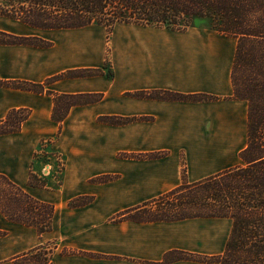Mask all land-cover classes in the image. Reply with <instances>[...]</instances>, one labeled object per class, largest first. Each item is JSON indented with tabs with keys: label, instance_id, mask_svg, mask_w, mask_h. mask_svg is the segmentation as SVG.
<instances>
[{
	"label": "crops",
	"instance_id": "1",
	"mask_svg": "<svg viewBox=\"0 0 264 264\" xmlns=\"http://www.w3.org/2000/svg\"><path fill=\"white\" fill-rule=\"evenodd\" d=\"M0 22V32L26 38L32 34L16 21ZM115 28L107 48L99 37H76L78 33L38 37L50 44L43 48L0 44V82L46 85L45 91L58 95L101 96L97 103L72 107L62 124L56 151L67 166L60 183L49 177L43 179L46 186L35 188L30 178L38 179L43 167L40 161L34 170L39 144L60 130L52 120L54 97L0 87V121L14 110L29 114L19 132L0 136V174L55 206L51 232L39 235L20 224L6 230L9 241L0 239V264H16L19 255L49 244L54 248L47 264H218L225 252L229 219L137 222L120 216L180 187L184 170L193 184L242 164L248 105L234 99L237 41L206 28ZM106 64L111 79L103 70ZM79 69H102L104 74L60 78ZM160 91L216 100L135 96ZM102 117L131 121L106 125L99 123ZM103 176L111 180L94 183ZM80 197L92 201L70 208L69 202ZM3 221L0 213L2 230ZM5 253L11 262L4 263Z\"/></svg>",
	"mask_w": 264,
	"mask_h": 264
},
{
	"label": "trees",
	"instance_id": "2",
	"mask_svg": "<svg viewBox=\"0 0 264 264\" xmlns=\"http://www.w3.org/2000/svg\"><path fill=\"white\" fill-rule=\"evenodd\" d=\"M0 16L43 30L80 29L92 25L113 30L118 24H130L179 32L206 28L236 39L231 75L234 99L248 105L247 147L240 153L242 164L193 184L186 181L184 170L180 187L122 213L120 218L137 222L229 219L232 221L231 232L225 252L216 259L217 263L264 264V0H20L17 5L10 4L1 9ZM0 44L41 48L50 45L39 38L3 32H0ZM102 71L99 69L97 73ZM79 72L83 73L78 77H87L96 71ZM107 76L113 77L112 70ZM71 77L68 72L60 78ZM1 86L51 94L45 91L46 85L28 82H0ZM88 96L53 95L52 120L62 125L72 107L101 100L99 96L95 101H80ZM135 96L178 102L216 100L210 96H185L169 91ZM28 117L25 111L10 112L0 121V136L19 132ZM101 120L115 126L131 121L117 117ZM37 180L32 175L30 185L37 186ZM165 201L172 204L165 209L152 210L151 206L158 208ZM0 212L12 223L36 228L40 235L52 230L54 207L34 199L3 174H0Z\"/></svg>",
	"mask_w": 264,
	"mask_h": 264
},
{
	"label": "rangeland",
	"instance_id": "3",
	"mask_svg": "<svg viewBox=\"0 0 264 264\" xmlns=\"http://www.w3.org/2000/svg\"><path fill=\"white\" fill-rule=\"evenodd\" d=\"M21 1H24V0H21ZM19 2H20V0H0V12H1V9H5L6 7H9L10 4L17 5ZM2 18L5 19V20H11V19H8L6 17L0 16V19H2ZM11 21H16V20H11ZM16 22H18V25L22 24L19 21H16ZM23 25L26 26L28 29H30L28 31L30 33H32V34H30L31 36H29V37H35V38H38V37H60L62 35H73V33H75V34L78 33V35H76V37H99L100 39H98V42L100 43V45H102V48L109 47V46H107V43L110 42L111 37L116 32V28H114L113 30L112 29L110 30L107 27L96 26V25H92V26L85 27V28H80V29H75V30L74 29L43 30V29H36V28L30 27V26L25 25V24H23ZM208 31L215 32L213 29H208ZM108 52H109V50H108ZM106 69H107V67L103 69L105 71V74L108 73V71H106ZM80 70L89 71V70H92V69H79V70L70 71L72 77L71 78H66V79L87 78V77H94V76H99V75L104 74V71H102V73L98 74L97 70H99V69H94L96 72L93 73V75L90 74L92 76L78 77L79 75H82V74H79V73H83V72H79ZM51 94L52 95H56L54 93H51ZM90 96H88V98H82L80 101L81 102H84L86 100L95 101L100 95H90ZM117 118H119V117H117ZM99 123L106 124V121L104 122L100 118L99 119ZM61 128H62V125H60V130L57 131L54 135H52L51 137L47 136L45 139H42V141L40 142L39 147H38V149L36 151V154H35V157L38 158L36 166L34 165V167H35L34 170L35 171H37V169L40 167V164L38 162L46 161L48 156L51 158L50 163L53 166V175L50 178H54L56 183L59 181L61 175L66 170V166H67V160H66L65 156L56 151V149L59 147L60 140H61L62 134H63ZM3 136H5V135H3ZM48 149H50L51 152L50 151L48 152ZM38 176H39V178H38L39 180L36 181L38 185L37 186H31L30 185L31 187L43 188L44 186H46V184H45V182L43 180L44 178H41V173H39ZM47 179H49V178H47ZM109 180H111L110 177L103 176V177H100V178H97L96 180H94V183H103V182H108ZM40 182H43L44 184H40ZM58 183H60V182H58ZM24 191L26 192V190H24ZM26 193H28V192H26ZM88 201L91 203L92 198H90V197H80V198H77V199H74V200L70 201L69 202V207L70 208H77V207H81V206H86L89 203ZM46 204H49V203H46ZM170 204H172V202L165 201V202L159 204L158 208H157L156 205L151 206V207L153 208L152 210L154 211L156 209H161V208L165 209ZM49 205L54 207V215H55V206L53 204H49ZM169 209H171V208H169ZM3 219H4V221H6V223L4 224V230L0 229V239H4L6 241L7 240L9 241V237L6 238L8 236V232L7 231H9L8 229H9L10 226H12L13 224L16 225L17 223L10 222V220H7L4 216H3ZM53 221H54V218H53ZM20 225H22V224H20ZM22 226L27 227V228L36 229V228L30 227V226H25V225H22ZM52 228H53V222H52ZM36 231H37V229H36ZM44 248H46V249L45 250L43 249V250H40V251H38V249H36V250H32V251H30L28 253H25L24 255H19L18 256V261L16 262V264H38L39 262H42V261H46V262L48 261L49 262V257H50L49 254L52 252V250L54 248V244L46 245V246H44ZM48 249H50V251H48ZM70 254H73V253L70 252ZM4 260H5L4 263H9V262H11L12 259H9L8 256H6V253H5L4 254Z\"/></svg>",
	"mask_w": 264,
	"mask_h": 264
},
{
	"label": "built area",
	"instance_id": "4",
	"mask_svg": "<svg viewBox=\"0 0 264 264\" xmlns=\"http://www.w3.org/2000/svg\"><path fill=\"white\" fill-rule=\"evenodd\" d=\"M51 158L48 156L46 161L43 162L41 169V178H49L53 175V166L50 163Z\"/></svg>",
	"mask_w": 264,
	"mask_h": 264
}]
</instances>
